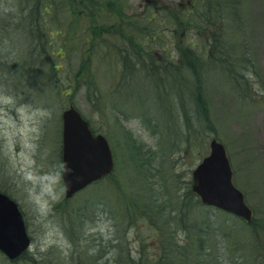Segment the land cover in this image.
Here are the masks:
<instances>
[{"label":"rangeland","instance_id":"rangeland-1","mask_svg":"<svg viewBox=\"0 0 264 264\" xmlns=\"http://www.w3.org/2000/svg\"><path fill=\"white\" fill-rule=\"evenodd\" d=\"M205 2L0 0V189L32 239L0 264H264V0H217L213 23L196 28L188 12ZM149 12L170 31L157 43L137 38L146 53L133 60L125 31L144 28ZM193 44L198 56L208 51L205 66L194 58L197 76L183 68ZM70 106L109 140L115 169L65 200ZM213 139L227 148L254 229L186 199Z\"/></svg>","mask_w":264,"mask_h":264},{"label":"water","instance_id":"water-1","mask_svg":"<svg viewBox=\"0 0 264 264\" xmlns=\"http://www.w3.org/2000/svg\"><path fill=\"white\" fill-rule=\"evenodd\" d=\"M62 181L65 197L71 198L94 181L109 175L114 161L109 143L103 135L94 136L81 114L70 107L62 114ZM233 172L225 146L210 143V154L193 171L192 192L201 203L252 221V210L244 194L232 181ZM23 215L18 204L0 192V251L15 259L30 246Z\"/></svg>","mask_w":264,"mask_h":264},{"label":"trees","instance_id":"trees-1","mask_svg":"<svg viewBox=\"0 0 264 264\" xmlns=\"http://www.w3.org/2000/svg\"><path fill=\"white\" fill-rule=\"evenodd\" d=\"M214 3L216 4L217 0H210V2L208 0H206L205 6L203 8H201L199 3L198 4L196 3L189 10L187 21L190 24L195 23V25H196L195 27L196 28L197 27L199 28L201 26H206V25L208 26L209 24H212L213 23V21H212L213 7H215ZM47 5H48V3H46V1L42 2V5H41L42 7H44V10L46 11L45 12L46 14H48L50 12L49 11L50 9L49 8L47 9V7H48ZM234 7H236V6H234ZM221 8L223 10V5L221 6ZM116 11L121 16L119 18V20H118L121 23L122 21H124V18L121 15L122 13L120 12V9H117ZM233 11L236 12L237 8H233ZM150 12L147 13V17L145 18L146 19V23L144 25H146V26L144 28L142 27V25L138 26V22H137V24L133 23L131 26H127L128 29H127V31H125V32L128 33V36L130 35L129 38L132 39V42H131L132 44L131 45H133L134 47H135V45L138 46V47H135V49L133 50V53H131V56L129 57V58H131L133 60L137 59V57L139 58L140 55L142 56V53H146V49L141 47L142 41L138 40L137 38H139V39L144 38V39H147V40L150 39V40L154 41L155 39H152V38H156L159 35H166V33H169V31H170V26H168L166 24L167 23H171V22H169L167 19H165L164 16H163L162 21H161V18H160L159 15L150 14ZM111 13H112V11L109 12L110 16L112 15ZM240 18H241V14H239L238 17H235L234 19L235 20H240ZM124 22H126V21H124ZM125 28L121 27L119 29L120 30L119 32H121V29L125 30ZM107 35L110 36L111 34H106L105 36H107ZM136 39H137V41H136ZM195 46L196 45L193 44L192 46H190L189 48H187L184 51L186 59L184 61L183 68L187 69L186 71H189V70L192 71L193 72L192 74L193 75L196 74V76H197L199 72L198 71L195 72V69L193 68L194 64H195V59L197 60V64H196L197 67H200V65H198L200 63H201L202 67L205 66L206 60L203 61V62L200 61L199 63H198V60L200 59V57H204V56L207 57L208 56V51L201 50L202 51V55L198 56V54H196L197 50L194 49ZM225 55H226L225 57H227V54H225ZM224 60H227V59L225 58ZM127 64H128V61H127ZM235 72H233V70H232V72L229 74L230 75V79H228V80L231 83L232 82H238L239 83V79L237 77H234ZM155 75H159V74H155ZM59 79L62 80L61 77ZM196 81H197V79H196ZM65 83L68 84L69 87H73V83H70V80L66 79V81H64V85H66ZM194 97L196 99V93H195ZM199 108H207V107L206 106H202L201 107V105L199 104ZM199 117H200V120H201L200 123H202V121H205L204 116H202V117L198 116V118ZM203 128H204L203 124H202V126H198V130H197V125H196V127L193 128V131L191 133V138H192L191 143L193 142V140L197 139V136H198L199 132ZM0 191L6 192L5 190H2V189H0ZM185 196H186L187 200H189V199L191 200V205H193V204L201 205L199 200L191 192V190H188L185 193ZM207 224L209 226H211L212 225V221L208 220ZM246 225L248 227H250L251 229H254V226L257 225L256 218L253 219L252 224H246ZM209 226H208V229H210Z\"/></svg>","mask_w":264,"mask_h":264},{"label":"flooded vegetation","instance_id":"flooded-vegetation-1","mask_svg":"<svg viewBox=\"0 0 264 264\" xmlns=\"http://www.w3.org/2000/svg\"><path fill=\"white\" fill-rule=\"evenodd\" d=\"M50 8H52V5H50ZM144 8H146V6Z\"/></svg>","mask_w":264,"mask_h":264}]
</instances>
